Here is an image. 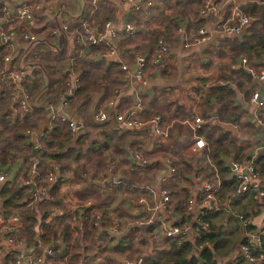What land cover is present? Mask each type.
<instances>
[{
  "label": "trees",
  "instance_id": "1",
  "mask_svg": "<svg viewBox=\"0 0 264 264\" xmlns=\"http://www.w3.org/2000/svg\"><path fill=\"white\" fill-rule=\"evenodd\" d=\"M85 2L87 5L83 17L84 20H89L88 17L92 6L88 0H85ZM161 2L166 9L171 8L168 1L162 0ZM203 2L204 0H173L172 4L176 6L175 9L180 14L184 15L186 14V8L193 12ZM238 8L242 14L248 16L249 19H253V23L249 25L246 33L243 31L239 36L219 38V41L221 40L219 47L214 52H208L207 55L224 58L225 64L216 66L218 72L214 74L209 83H206V77L196 79V83L199 86L193 89L194 95L199 100V115L208 122L203 130L201 128L197 131L198 135L205 139L203 153L209 161V167L206 172L207 179L212 180V178H215L217 180L218 187L214 191L213 197L221 203L223 200L231 199L236 188V182L233 178H230L225 159L231 158L236 162L238 153H241V148L235 146L230 133L220 131L218 124L223 120L224 114L230 113L233 109V99L236 95V90L243 91L247 98L252 95L250 83L239 73L232 70L231 67L237 59L242 58L245 59L249 69H264V0L245 2L239 5ZM158 9V4H155L150 8L149 13L152 10L156 12L152 11L148 15H143V11H138V14L130 13L127 17V21L134 27V33L131 36H123L127 42L131 43L139 41L140 38H146V42L144 44L139 42L134 49V53H132V58L134 54L136 56H144L145 64L157 55V41L159 39L163 40L169 48L168 40L170 41L173 38L174 30L182 22L178 17L163 16L165 23L162 28L147 32L145 29L147 22L149 20H158ZM108 10L110 11L109 4L101 8L102 24L106 21L105 17L108 15ZM91 11L93 12V10ZM94 12H96V9ZM92 21L95 27L98 28V21L93 19ZM197 27V23L189 21L187 30L195 32ZM16 32L19 34V31L16 30ZM87 48L90 49V55L94 54L97 56V61H101V56L106 51V46L103 43L87 46ZM6 54V46L0 42V71L2 57ZM37 54L40 56L39 59L42 56L44 58V56L49 57L52 55L46 48H43V51ZM13 56L17 58L14 53ZM53 57H55V54L50 58L53 60ZM89 59H75L71 63L70 69L79 74V79L75 85L73 96L67 99L68 103L72 102L76 97L77 100L87 98L86 96L94 90H101L108 96L106 93L107 88L103 81L105 79L104 74H110L112 71L115 73L121 72L120 63L115 61L108 68L103 69L102 72H97L98 70L100 71L99 63L92 62ZM199 61L201 65V60ZM40 63L41 67H39L41 69L32 68L31 72L20 81L23 92L28 96L29 108L27 111L12 115L11 87L7 89L0 88V169L11 166L18 161L21 164V169L17 173L16 178L0 187V217L5 222L8 218L15 217L20 225L19 231L14 233L9 225L5 223L4 231L0 233V264H13L15 257L13 252L9 255L2 254L1 249L4 239L24 241L26 246L31 247V249L36 244L47 246L58 243L57 247L61 246L68 253L64 258L63 264H78L79 262L80 264H89L83 262L87 257L97 260L95 264H113V261L109 259V254L113 251L124 252L126 248L129 249L132 242L131 235L136 232L137 228L130 229L123 235L115 237L109 232L111 220H113L111 212L115 211L114 208L110 209V203L116 193H125V190L122 189L125 185L121 182L110 189L103 186L102 183H96L95 179L97 177L93 174L87 175L86 160L92 154H105L108 151H112L117 156V160H119L118 164L116 163L117 165L127 164L125 163L127 162L126 154H123L122 151V143L117 138L122 130L111 126L108 121L101 123L99 126L101 131L98 133L99 140L86 143L84 137L74 138L65 126L57 121L49 122L47 120V125L43 126L46 110L36 107L33 99H31L36 94L35 86L47 88L51 95L57 98L60 93L63 94L65 91L64 84L67 77L50 61L47 65L42 62L41 58ZM211 65L210 60H207L204 64V69H209ZM224 67H226V71ZM42 72H44L46 77L45 84H43L40 76ZM112 81L114 85L122 82L120 78L115 76H112ZM199 81L201 82L199 83ZM174 115L177 117L190 116L184 111V107L180 105L175 106ZM232 117L234 119V116ZM164 119L161 117V122ZM211 120H215L217 124L209 125ZM41 126L43 127L37 137L35 136V143H33L30 134L34 133L36 135ZM105 126H107V129ZM168 135L170 143H174V141L178 143L182 140L179 136H175L174 126L169 129ZM35 146H39V148L35 149ZM34 161H36L34 172L30 173ZM93 161L94 163H92ZM92 162L90 163L95 169L98 160L96 162L92 160ZM170 162L175 168L174 173L171 175L173 179H176L174 178L176 177L175 175L182 171L188 170L192 172L190 167L187 166V169H185V166L182 163L177 164L176 160H171ZM53 167L58 169L59 180L53 184H47L46 177L49 174H54ZM129 167L135 172L138 168L133 163ZM153 168L154 164H151L145 170ZM259 170L261 171V167L257 171ZM67 172L71 177L72 184H76V187L68 194L65 193V186H67L68 182L67 177H65ZM28 180L33 183L35 188V192L32 194L29 186L24 183ZM39 189L46 193L45 199L38 194ZM253 192L250 189L248 194L251 196ZM177 193L173 189L170 190L168 204L173 201ZM93 197H97L98 200L93 199ZM34 198L36 201L33 202V209L29 210L26 204ZM179 200L173 201L171 207L167 205L165 216L167 219L170 216L176 219L173 224L174 227L182 229L190 226V231L194 230L196 234L195 239L181 240L178 245H176L178 241L175 238H163L159 244L152 243V246L150 243V253L145 256L141 254V261L136 258L139 261L138 264H216L215 257L220 255L221 251L228 245L232 247V239L230 238L229 241L222 231H214L210 224L209 214L218 212L205 211L201 221L206 222L208 228L206 231H202L197 225L191 226V215L186 211L183 201ZM85 202H90L91 205L89 207H81ZM74 207H81L79 213L72 212ZM222 210L224 208H221ZM57 212H61L60 215H56ZM96 216L99 217L100 230L98 231L94 227ZM155 228H157L156 224H150L143 231L146 234L150 233V236L152 235L156 239L152 233ZM251 229V226H249L246 230ZM85 242H88L89 245ZM244 244L245 241L243 239L240 241L238 248ZM52 251L51 255L41 257V264L61 263L63 256L57 252L56 246ZM54 251L56 252L54 253ZM260 251L264 253V238L262 239ZM239 256L241 257V255ZM240 261L245 263L242 257L239 259V263ZM121 264L125 263L122 262Z\"/></svg>",
  "mask_w": 264,
  "mask_h": 264
},
{
  "label": "crops",
  "instance_id": "2",
  "mask_svg": "<svg viewBox=\"0 0 264 264\" xmlns=\"http://www.w3.org/2000/svg\"><path fill=\"white\" fill-rule=\"evenodd\" d=\"M161 1L162 0H157L156 2L159 8L157 13L158 20H149L145 26L146 31L148 32L156 28L161 29L165 23L163 16L178 17L182 22L178 24L177 28H183V32L186 35L189 46L183 49L181 46L182 44L177 38H174V36L170 41L168 40L167 44L169 45V51L166 54H160L156 52L157 55L148 60V62H146L144 65L142 76L146 81L145 87L140 86L139 83H137L130 76H127V74L121 73L122 71L119 73H115L114 71L110 72V74L105 73V79L103 81L106 85V93L108 96H106L101 90H94L86 96L87 98H78L79 100H77L76 97V99L69 103L68 113L73 120L80 121L84 126V130L78 135H74V138L82 136L85 138L86 143L92 141L96 142L99 140L98 133L101 131V128L99 127L101 124L95 123L92 119V115L97 112L104 113L107 115V121L111 124V126L117 128L114 123V115L117 114L123 107L133 106L138 99L139 107L137 109V115L145 121L153 117H157L161 128L166 132V138L162 141L157 140L151 136L152 134L150 131L141 133L122 130L119 132V137L117 138H119L120 143H122L123 154H126L127 162L125 163L127 164H124V166L130 169L129 165L132 164L130 149L133 147H135L133 150H143V156L147 159L148 164L147 166H138L137 171L135 173H128L130 176L126 179L128 182L135 181L134 183L144 180L146 182L145 185L140 187L147 186L155 193L161 189H164L167 191L169 197V192L171 189H173L178 192L176 197L173 198V201H180L179 199H181L183 201V205L186 208L191 199H199V197L202 195L200 185L203 183V181L207 180L206 172L207 168L209 167V161L206 159L207 157H204L203 155L204 150L197 155L192 154L190 151V145L192 143L193 137H199L202 140H205L202 136L198 135L197 131L195 132L193 130V120L195 118H199L202 121V130L208 123L199 115V100L194 95L193 89L199 86L196 83V79L206 77V83H209L212 80L214 74L218 72L216 66L218 64H225L224 58L207 54L211 51L214 52L219 47V42L221 41H219L220 37L224 38L230 36L213 35L203 44H191L192 38L194 37L198 28L205 27L207 30H212L214 20L210 18L202 20L198 16V10L201 6H197L193 12L186 8V14L183 15L175 9L176 6L172 4L173 0H165L168 1L171 6L169 9H166L165 6L161 4ZM212 1L220 6L223 17L228 18L233 9L239 10V5L245 2H257L258 0ZM0 2L9 6H14L17 3L22 2L29 7L31 11V19L29 21L17 22L15 25H13V29L19 31V34L29 33V35L35 39V41L31 44L24 41H19L17 50L18 54L22 56L23 53H26V50L29 52V55L35 54L38 60V62H36L37 64L35 63V68H37V70L41 69V58L42 62H45L47 65L50 61L51 64L53 63L56 68L58 67L60 71L63 72L67 77L65 82L70 81L71 78L74 77L76 80L75 85L79 79V74L77 72H73L70 69L71 63L75 59L90 58L89 60L92 62L99 63L100 71L98 70L97 72H102L103 69L108 68V66L115 61L120 64L127 65L129 72L134 73V57L136 55L134 54L132 58V53H134V49L139 42L140 44H144L146 42V38L143 37L140 38L139 41L137 40L131 43L127 42L126 38L122 36L124 26L126 24L131 25V23L127 21L128 15L130 13L138 14V11L134 12L133 9H131V7L126 4V0H106V3L104 4L105 6H97L96 12H92L91 10H93V7H91L92 9L90 10V16L88 17L89 20H84L83 17V13L87 5L85 0H0ZM107 4H109L110 11L108 10V15L105 17L106 21L110 22L111 30L116 32L118 36V38H116V40L113 42V46H115V57L108 58L101 56V61H97V56L94 54L90 55V49L84 45H81L80 41L76 38V35L79 32L78 27L81 22L86 23V25L91 29L95 28L96 30L97 27H95L92 19L98 21V28L100 29L102 27L100 16L101 8L106 7ZM170 9V13H166L165 15L162 14L164 11L166 12ZM149 11L150 9L143 11V15H148L155 10H152L150 13ZM189 21L198 24L195 32L187 30ZM61 23H64L67 26L69 29L68 33L61 34L59 37L50 36L48 30L51 27L58 26V24ZM249 25L244 29L245 33L247 32ZM43 48L48 49L52 55L49 57L44 56V58L42 56L39 59L40 56L37 53L43 51ZM6 51V55H9L10 53L7 48ZM13 53H15V51H13ZM54 54L55 57H53L52 60L50 57H52ZM154 60L156 61L154 62ZM199 60H201V65L197 64ZM207 60H210L212 65L209 69H204V64ZM240 60L241 58L237 59L235 64L231 67L232 70L237 73V66L242 67ZM194 62L198 65V67L197 69L193 70L192 64ZM245 67H247V64ZM224 70L226 71V67H224ZM260 70L264 69L253 71ZM209 71L211 74H206V72ZM40 76L43 80V84H45L46 77L44 72H42V75ZM112 76L120 78L122 80L121 84L114 85ZM243 78L250 83V92L253 93L255 91H264V83L256 82L253 79L248 80L245 77ZM200 82L201 81H199V83ZM35 90L36 94H34L31 99H33V103L36 107L46 110L45 121L43 123V126H45L47 125L48 120L47 110L49 107H58L57 100L61 96V93L56 98L51 95L47 88L35 86ZM235 93L236 95L233 99V109L230 111V113L224 114L223 120L218 124V127L221 132L230 133L235 146L237 148H241V153H238V158L235 161L245 162L252 160L253 164L258 169L260 165H264V126L257 123V120L260 119L261 122L264 121V109L256 111L254 107L248 102L250 97L247 98L243 94V91L240 90H236ZM179 105L184 107V111L187 112V114H190V116H175L174 108L175 106ZM232 116H234V119ZM161 117L165 118L162 122ZM216 124L217 123H215V120H211L209 122V125L212 126ZM43 126L38 129L39 131L36 133V137ZM173 126L175 136H179L182 139L178 143L176 141H174V143H170L169 141V129ZM105 128L107 129V126H105ZM166 143L169 144L166 145ZM100 157H103V159L108 163L115 162L118 164L119 161L117 160V156H115L112 151H108L105 154L96 153L90 156L91 160H95V162ZM90 158L88 159L90 160ZM171 160H176L177 164L182 163L185 166V169H187V166L190 167L192 172L188 170L182 171L181 173L175 175L176 177L174 178L176 179H173L171 175L174 173L175 168L172 164H170ZM231 161H233L231 158H227L225 159V164L228 165ZM92 163H94V161ZM151 164H154V168L151 170H145L146 167H150ZM71 167L73 166L71 165ZM126 167L124 170L129 172L126 170ZM20 169L21 164L18 161L11 166L0 169V171L6 172L7 181H11L16 178ZM170 169H172V172H170ZM111 171L113 173V168ZM111 171L108 172L106 168L101 178L110 181L112 177H115L111 174ZM117 178L122 181L125 187H129V183L125 181L123 174L117 176ZM230 178L232 177L230 176ZM254 181L258 188L264 189V171H257ZM102 184L103 186L107 187L104 181ZM131 187L133 189L140 190L139 193L145 196V191L143 189L136 188L135 186ZM153 201H157V199L155 198ZM173 201L168 204L169 207H171V203ZM216 202L220 207L224 208V210L218 211V213L209 214L208 218L210 224L214 231H222L227 236L226 238H228L229 241L230 238L232 239L233 243L232 247L228 245L224 250L221 251L220 255L215 257L216 264H238L239 259L241 258L239 256L240 253L238 245L240 244V241L244 239L245 230L237 220V215L241 213L243 215H247V217L251 219V231H258L261 226L264 225V197L253 200L252 195L250 196L248 193L240 196H235L233 194L231 199L225 201L223 200L222 203L218 202L217 200ZM134 210L136 213H133L134 215L132 216L136 219L140 217L138 214L141 216H148V214H145L142 211L143 208H139L137 205H134ZM161 214L162 213L158 214V216L164 218L163 220L166 225L175 223L174 221L176 219H173V217L170 216V218L167 219L165 214L163 216ZM192 216L193 215H191V217ZM234 218L237 221L234 220ZM121 233V235H123V233H125V229L122 230ZM195 237L196 234L193 230L190 232V236L187 240H193ZM38 245L39 244H36L34 248ZM24 248L25 246L23 249ZM23 249L21 248L20 251H23ZM89 259V264H95L94 260H92L90 257ZM239 264H246V262L244 263V261H240Z\"/></svg>",
  "mask_w": 264,
  "mask_h": 264
},
{
  "label": "built area",
  "instance_id": "3",
  "mask_svg": "<svg viewBox=\"0 0 264 264\" xmlns=\"http://www.w3.org/2000/svg\"><path fill=\"white\" fill-rule=\"evenodd\" d=\"M93 7V11L99 5H104L106 0H88ZM157 0H126V4H128L133 11H145L147 9L152 8L155 5ZM198 16L205 20L207 18L213 19L214 23L212 26V30H207L205 27H200L196 31L194 37L192 38L191 44H203L208 41L213 35H224L235 37L239 36L243 33L244 29L249 25V18L242 14L240 10L233 9L228 18H224L221 14L220 6L215 4L212 0H205L204 3L198 10ZM31 19V11L29 7L25 3H17L14 6L3 4L0 2V42L6 46L9 51V55H4L2 57V67L0 71V88L7 89L11 87L12 95L10 97L11 101V114L20 113L23 111H27L29 108L28 96L23 92L22 87L20 86V81L23 77L27 76L32 68L35 67V63L37 60V56L35 54H30L29 52L23 53L22 55L18 54L17 45L19 46V41H24L29 44L35 41L33 37L29 35V33L17 34L16 30L13 29V25L17 22L29 21ZM79 32L76 35V38L80 41L81 45L94 46L99 43H103L106 46V51L102 54V57H115V46H113V42L118 38L117 33L111 30V25L109 21H105L102 24V27L99 29L95 28L91 29L85 23L81 22L79 24ZM68 28L64 23L58 24V26L51 27L48 31L50 36L59 37L61 34H67ZM134 33V27L130 24H126L123 28L122 34L125 36H130ZM122 35V36H123ZM174 37L179 40L182 44V48L185 49L189 46V43L186 39V35L183 32V28H177L174 32ZM110 41V42H109ZM157 52L160 54H165L169 51L168 46L164 43L163 40L159 39L157 41ZM13 51H15V55L17 58H14ZM156 60H154L155 62ZM135 69L134 73L129 72L128 66L125 64H120V71L130 76L134 79L140 86L145 87L146 81L143 79L142 72L145 65V59L142 56H135ZM240 64L245 71H247L251 79L256 82L264 83V70L253 71L248 67H245L246 61L245 59L240 60ZM75 78L72 77L70 81L65 82V91L59 99L57 100L58 107L57 108H48V121H57L60 124L64 125L65 128L71 135H78L80 132L84 130V126L80 121L73 120L69 115V103L67 99L72 96L75 90ZM249 104H251L254 109L263 110L264 109V91L262 92H253L248 100ZM135 107V108H134ZM139 107L138 99L136 100L133 106L123 107L117 114L114 115V123L118 129L123 131H132V132H149L152 134L151 136L158 139L164 140L166 138V132L163 130L158 122L157 117H153L148 119L147 121L141 119L137 115V109ZM92 119L95 123L101 124L108 120L107 115L102 112H97L92 115ZM260 119L257 120V123L262 124L264 126V121L261 122ZM202 127V121L199 118H195L193 120V130L196 132L200 130ZM202 142V143H201ZM205 147L204 140L199 137H193L192 143L190 145V151L192 154L197 155L200 154ZM39 146H35V149H38ZM204 155V153H203ZM130 157L132 163L137 166H147V159L143 156L142 149H135L130 152ZM204 157H206L204 155ZM207 159V158H206ZM36 165V161L33 162L31 166L30 173L34 172V168ZM107 167V171L110 172L113 168ZM230 176L236 182V188L234 191L235 196H240L246 194L251 189L253 192L252 198L253 200H257L264 197V189L258 188L255 184V177L257 174V170L261 167V171H264V165L258 167V169L253 164L252 160L245 162H234L231 161L228 165ZM172 172V169H170ZM53 173L49 174L46 177L47 184H53L57 180H59V173L56 167H53ZM112 174V171H111ZM110 174V175H111ZM105 185L108 188L116 187L120 184V181L116 177H112L109 180H104ZM7 181V173L4 171H0V187L4 185ZM21 183V182H19ZM25 184H33L30 180L24 182ZM201 192L202 195L199 199H191L186 206V211L193 215L191 217V226L197 225V227L206 231L208 228V224L206 222L201 221V218L204 216L205 211L210 212H218L221 211V208L216 199L213 197V193L218 187V182L215 178L212 180H205L201 183ZM142 189L145 191V196L138 199L136 205L143 208V212L148 214V218L154 220L153 224H156L157 228L153 230V234L155 237H163L167 239H177L176 245L179 244L181 240H187L190 236V226L184 228L174 227L173 224L166 225L164 222V218L158 216V214H165L167 211V205L169 202V195L166 190L161 189L158 192H154L151 188L147 186H143ZM35 192V188H34ZM33 192V193H34ZM38 194L42 196L44 199L46 198V193L43 192L42 189L38 190ZM156 194V195H155ZM157 199V201H153ZM36 199H32L31 202L26 204V207L29 210L33 209V202ZM91 205L90 202H85L81 207H89ZM81 207H74L72 212L79 213ZM61 212H57L56 215H60ZM96 221L94 223V227L98 230L99 228V217L96 216ZM74 222V220L71 218ZM237 220L245 230L244 233V241L245 244L239 247V253L241 257L245 260L246 264H264V253L260 251L262 245V239L264 238V225L258 231L246 230L249 226H251V219L243 214L237 215ZM5 223H7L10 229L17 233L19 231V223L17 218H8L6 222L3 218L0 217V233L4 231ZM123 225L120 223L112 222L109 227V232L112 233L113 237L120 236L122 233ZM57 244H51L47 246H36L35 248H29L25 245L24 241L16 240V239H7L3 241L2 244V253L10 254L15 253L13 264H41V257L48 256L53 253L52 249L56 246L57 252L65 258L68 253L61 246L57 247ZM25 248L23 249V247ZM21 248L23 251H20ZM200 248V247H199ZM56 251H54L55 253ZM86 261V258L83 262ZM80 263V262H79ZM78 263V264H79ZM137 262L136 264H138Z\"/></svg>",
  "mask_w": 264,
  "mask_h": 264
},
{
  "label": "rangeland",
  "instance_id": "4",
  "mask_svg": "<svg viewBox=\"0 0 264 264\" xmlns=\"http://www.w3.org/2000/svg\"><path fill=\"white\" fill-rule=\"evenodd\" d=\"M170 12H171V9L169 11H166V12L164 11L163 15H165L166 13H170ZM197 64H199V62H197ZM197 64L195 62L192 64L193 70L197 69V67H198ZM185 70H186V68H185ZM171 71H173V70H171ZM201 73L203 74L202 71H201ZM206 74H211V73L209 71V72H206ZM212 74H214V73H212ZM192 75H193V73H192ZM198 75H201V74H198ZM168 144L169 143H166V145H168ZM134 148L135 147L131 148L130 151H132ZM86 161H87V175L93 174L95 177H98L95 179V181H96V183L101 184L103 182L102 179H104L101 177L103 176L105 169L107 167L108 168L111 167L110 163L106 162L103 159V157L102 158L100 157L98 159L97 167L94 169V166L92 165V163H90V162H92L91 158H90V160L87 158ZM111 164H112L113 170H114L112 175H114L116 178H117V176L123 174L125 181L128 182V180L126 179L130 176V175H128V173L129 174L135 173V171H132L131 169H129L128 167H126L124 165L119 166L115 162H113ZM125 167L127 168L126 170L129 172H126L124 170ZM119 172H121V173H119ZM65 174H66L65 177H67V181H68L67 186H65V192L68 194L71 192L72 189H74L76 187V184H74V183L72 184V181L70 180L71 177L69 176L68 172ZM134 182L133 181L128 182L129 187L123 186L122 189L125 190V193L124 194H121L122 192L116 193L114 195L113 200L110 203L111 204L110 209H113V208L115 209L114 212H111V214L113 216V220H111L112 222L114 221L116 223L118 222V223L122 224L123 225L122 230L125 229V233L127 231H129L130 229L137 228L136 232L131 235L132 236V242L129 246V249L126 248L125 249L126 251L124 250V252H114L113 251L111 254H109L110 255L109 259L113 261V264H121L122 262H124L125 264H136L137 262H139L138 260L140 259V257H142V256H140L141 254L145 256L146 254L150 253V243H151V246L155 243L159 244L161 242V240L163 239V237H156V239H155L152 237V235L150 236V233L146 234L143 231V229L145 227H147L150 224H153L154 220L148 218V216H145V215L141 216L140 214H138L140 217H138L137 219L132 216V215H134L133 213H136V212H134L135 211L134 205L136 206L137 200L142 198L144 195L139 193L140 190L133 189L131 186H135L136 188L142 189V187H140V186L145 185V183H146L144 180L137 182V183H134ZM111 188H114V187L111 186ZM102 189L105 191L104 188H102ZM138 194H140V195H138ZM93 199L98 200L97 197H93ZM139 208H141V207L139 206ZM73 237H75V236H73ZM85 243L87 245H89L88 242H85ZM136 258H138V260ZM89 260H90L89 257H87L86 261H84V263H89ZM140 261H141V259H140ZM94 262L97 263V260H94ZM61 263L62 264L64 263V258L61 261ZM61 263H58V264H61Z\"/></svg>",
  "mask_w": 264,
  "mask_h": 264
},
{
  "label": "water",
  "instance_id": "5",
  "mask_svg": "<svg viewBox=\"0 0 264 264\" xmlns=\"http://www.w3.org/2000/svg\"><path fill=\"white\" fill-rule=\"evenodd\" d=\"M252 22H253V20H252V19H249V24L252 23ZM236 70L238 71V73H240V74H241L243 77H245L246 79H248V80L251 79L250 74H249L247 71H245L242 67L237 66ZM30 138H31L32 142L34 143V141H35V140H34V139H35V134L32 133V134L30 135ZM28 186H29V188H30V193L32 194V193L34 192L33 184H29ZM161 215L163 216L164 214H161ZM234 220H236V219L234 218ZM236 221H237V220H236ZM103 233H105V231H103Z\"/></svg>",
  "mask_w": 264,
  "mask_h": 264
},
{
  "label": "clouds",
  "instance_id": "6",
  "mask_svg": "<svg viewBox=\"0 0 264 264\" xmlns=\"http://www.w3.org/2000/svg\"><path fill=\"white\" fill-rule=\"evenodd\" d=\"M202 143V142H201Z\"/></svg>",
  "mask_w": 264,
  "mask_h": 264
}]
</instances>
